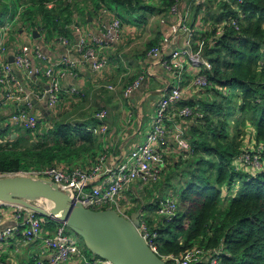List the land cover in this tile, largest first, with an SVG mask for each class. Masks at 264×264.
<instances>
[{"label":"trees","instance_id":"16d2710c","mask_svg":"<svg viewBox=\"0 0 264 264\" xmlns=\"http://www.w3.org/2000/svg\"><path fill=\"white\" fill-rule=\"evenodd\" d=\"M89 1L115 6L122 21L136 17L147 24L151 16L174 19L171 7L181 0H0V27L21 7L22 20L41 34L61 35L74 10ZM190 27L196 41L193 47L211 64L212 72H202L209 82L204 96L182 102L179 108L189 106L203 118L179 119L188 123L183 124L184 139L191 151L185 154L188 158L180 154L161 178L163 190L175 193L171 192L177 202L176 216L170 221L159 218L156 224L148 220V224L157 234L161 256L181 255L196 247L205 253L218 250L220 264H264V169L257 171L241 159L247 153L260 154L264 162V0H206L192 6ZM219 29L224 31L220 36ZM159 38L146 47L156 45ZM230 118L235 120L233 130ZM97 125L95 121L55 122L53 127L38 125L34 131L0 142V174L62 163L82 165L85 159L86 170H91L88 167L103 142V135L89 130ZM6 133L9 130H0V137ZM187 164L190 167L183 172L181 167ZM172 171L182 177L174 185L167 178ZM159 202L150 206L157 208ZM44 220L48 228L56 224Z\"/></svg>","mask_w":264,"mask_h":264},{"label":"crops","instance_id":"0c3cea01","mask_svg":"<svg viewBox=\"0 0 264 264\" xmlns=\"http://www.w3.org/2000/svg\"><path fill=\"white\" fill-rule=\"evenodd\" d=\"M22 12V8L18 7L16 15L13 18L6 19L0 27V70L5 64H12L10 58L12 57L14 60L23 46H30L31 48L38 46L48 56L49 63L43 64L38 60H34L31 68L32 74L13 65V77L19 83L21 89L14 85L7 87L0 83V100L4 98L9 89L15 95L14 100L8 101L0 109V130H9V133L0 137V142L6 143L10 138L15 139L18 135L30 131L12 120L14 115L22 111L36 116L39 125L45 128L53 127L55 122L65 124H74L75 122L85 125L92 124L95 121L99 124L96 127L106 123L108 132L102 136L103 142L99 146L98 154L88 168L92 169L101 157H105L104 167L106 169L119 166L152 129L157 103L161 99L164 90L173 83H177L174 76L163 69L159 60L150 56L153 47L162 46L166 43V37L160 27L161 22H158V30L156 31L155 28L149 35L147 31L150 27L149 24H140L135 19L136 17H130L129 21H122L118 18L119 10L115 6L109 8L99 6L96 1H89L74 10L72 22L63 28L64 34H56L54 37H50L46 31L41 34L31 25V22L23 21ZM116 19H119L122 23L120 39L107 46L97 44L95 38H103L106 30ZM175 22V18H167L165 21L168 26H176ZM3 28L4 30L1 31ZM34 31H38L40 35L38 39L34 38ZM141 36L145 38L141 40L143 42L137 44H142L145 49L142 50V47L139 46L134 49L137 44L133 42ZM157 36L160 37L159 42L150 49L147 48L146 46L150 42L148 39L152 38V41ZM186 37L181 31L172 33L166 43L165 56H169L175 49L184 48ZM62 38H65L68 43L63 44L61 42ZM82 39L85 41V47L83 51H80L78 44ZM195 42L193 36L191 50L194 55H197L198 53L193 47ZM88 49H93L97 58H103L107 62L106 67L99 72H95L91 63L85 60L84 52ZM200 56L202 57V55ZM65 60L72 64H66ZM185 61V70L179 82L182 88V98L178 104L170 108L172 113L179 110V105L182 102L198 99L197 94L200 92L192 86V79L198 73L202 74L204 67L202 64L194 65L189 58H186ZM144 67L148 76H141L144 73ZM48 68L53 69L59 75L60 94L58 103L55 106H52L47 98L46 91L49 81L42 73L43 69ZM35 69H39L40 73L35 74ZM138 70L140 72L136 74L135 71ZM159 71L163 72L162 76L158 75ZM138 79H140L139 86L129 96H125L126 89ZM152 79L154 84L150 86L149 83ZM105 86L116 88L108 90ZM201 92L203 91L201 90ZM202 95L204 93H201L199 98ZM116 97H119L122 101L117 102ZM150 97H153L151 102L155 101V103L149 112L145 108L144 102L149 100ZM86 108L88 111L85 110ZM100 111H105L107 114L103 120L96 117V114ZM120 112L123 117L121 120H119ZM73 113L76 114L75 119L71 118L68 121ZM64 116L67 117L62 119ZM73 120L74 122H72ZM166 124L169 128L168 147L164 150L167 168L163 170L162 176L171 171L169 168L173 167L174 160L179 157V148L174 136L179 131L177 130L178 125L182 126L184 123L179 119H175L168 120ZM184 125L187 127L188 123ZM184 127L182 126L185 131ZM77 163L74 162L73 165ZM87 163L89 161L85 159L81 165L82 168L87 169L85 168ZM59 165L70 166L65 163ZM104 179L105 176L96 179L88 190L100 187ZM157 182L144 184L141 180L136 181L121 201L122 206H124L123 202L129 196L135 198L141 196L142 190L140 188L154 187ZM157 192H160V195L154 192L150 195L160 202L175 197L173 193L170 192L169 194L168 190L159 188ZM35 204L42 207L43 202L38 201ZM151 204L152 202L143 205L142 209L138 210L144 212L151 209ZM138 210H132L131 215ZM18 213V204H0V216L3 218L0 224V235L10 232L4 240H0V264H40L41 262L51 264L53 251L46 248L41 240H27L24 237L23 231L26 229L27 211L23 210L19 219L15 217ZM38 217L41 216L38 215ZM150 220L156 224L159 216L157 220ZM43 221L46 235L53 234L60 225L59 222L55 221L56 224L48 228V221L44 218ZM77 241L80 245V255L74 256L68 262L62 264H95L98 258L94 254H87L83 244L79 240Z\"/></svg>","mask_w":264,"mask_h":264},{"label":"built area","instance_id":"2783aa9c","mask_svg":"<svg viewBox=\"0 0 264 264\" xmlns=\"http://www.w3.org/2000/svg\"><path fill=\"white\" fill-rule=\"evenodd\" d=\"M206 0H181L175 3L171 7V15L176 19V26L173 33L181 31L185 34L186 43L185 47L179 50L175 49L169 56H165L166 43L169 37L165 38L166 43L162 46L153 47L150 51V56L159 60L163 69L169 72L177 80V83H173L170 87L164 90L161 99L157 103L156 115L154 116V123L152 129L147 133L145 139L139 142L137 146L132 150L129 157L119 166H113L110 168L104 167L105 157H101L98 163L91 169L86 170L81 165L75 164L73 166L58 165L55 167H48L43 169L32 170H19L11 173L0 174V178L3 177H29L35 180H49L56 183L58 186L68 191L71 198L76 203H81L85 208L93 210H115L119 215L130 219L131 211L134 209H122L121 201L126 196V193L132 189L133 184L136 181H140L144 184L154 183L162 178L163 170L167 168L165 163L164 150L168 147V126L166 122L168 120H187L195 118H203V114L199 111H194L189 106L179 108L175 113L170 112V108L178 104L182 98V88L179 85L180 79L183 76L186 58H189L194 65L202 64L204 70L212 72L211 64L201 57V53L194 55L192 53V40L193 31L190 27L192 6H200L204 4ZM49 8L53 5L49 4ZM180 25V26H179ZM233 25L238 30L237 22H233ZM1 29V31H3ZM122 30V23L119 19L112 22L109 28L106 30L103 38H95L96 43L102 46H107L112 42H116L120 39ZM224 33L219 29L217 35L220 36ZM164 41V42H165ZM63 44H67L68 41L65 38L61 39ZM85 47V41L82 39L78 44V49L83 51ZM4 50V49H2ZM85 60L91 63L92 69L95 72H99L106 67V60L103 58H97L93 49H88L84 52ZM38 60L43 64L49 63V58L44 52L37 46L31 48L30 46H23L20 52L15 56L14 63L5 64L0 70V83L4 86L14 85L20 88L19 83L13 77V68L18 67L28 71L32 74V62ZM66 64H72L68 60H65ZM35 74H39L40 70L35 69ZM42 73L47 77L49 84L46 91L49 103L55 106L59 100L60 94V82L59 75L54 72L53 69H43ZM192 86L198 90H203L209 86V82L204 74H197L192 79ZM140 84V79L135 80L125 91V96H129ZM108 90H114V86H105ZM21 89V88H20ZM15 99L14 93L9 89L4 98L0 100V109L8 101ZM105 111H100L96 114V117L103 120L106 117ZM14 122L20 124L27 130L34 131L39 125L36 116L22 111L19 114L13 116ZM93 134L104 135L108 132V125L103 123L99 127H92L89 129ZM175 133V140L179 148V155L182 154L187 157V153L191 151L189 143L184 139V129L181 125H178ZM248 166H251L255 170L260 161V154L247 153L241 158ZM166 165V166H165ZM101 176H105L104 181L100 187H94L90 191L88 190L91 184ZM44 202V201H41ZM0 204H7L0 202ZM41 207V206H40ZM48 208L44 209H49ZM43 208V207H42ZM19 213L15 216L17 219L21 217L23 210L27 211L26 229L23 231L24 237L27 240H41L46 248L53 251V259L51 264H62L68 262L72 257L80 255V245L76 238L68 232L69 228L60 223L59 227L53 234L46 235L44 231V221L38 217V214L29 209H25L24 206L18 205ZM160 219L170 221L176 216L177 202L173 198H168L159 202L156 208ZM142 214V213H141ZM3 218L0 216V224ZM149 222L140 216V225L137 228L142 237L146 239L148 246L165 262L170 264H220L219 251L211 250L208 253L203 252L200 248H192L186 253L181 255H167L161 256L158 253L156 246L157 234L154 232ZM18 230V228H16ZM10 233V232H9ZM8 233V234H9ZM7 233L0 235V240H4L8 235ZM206 256H210L207 258ZM40 264H43L42 262ZM95 264H113L110 261L98 258Z\"/></svg>","mask_w":264,"mask_h":264},{"label":"water","instance_id":"95a60500","mask_svg":"<svg viewBox=\"0 0 264 264\" xmlns=\"http://www.w3.org/2000/svg\"><path fill=\"white\" fill-rule=\"evenodd\" d=\"M172 32L165 37H170ZM33 36L40 37L38 31ZM10 62H14L12 57ZM38 201L52 205L44 209L35 204ZM0 202L22 205L41 217L65 224L92 254L113 264H168L138 232L141 210L127 219L115 210L85 208L56 183L19 176L0 178Z\"/></svg>","mask_w":264,"mask_h":264},{"label":"rangeland","instance_id":"374dc122","mask_svg":"<svg viewBox=\"0 0 264 264\" xmlns=\"http://www.w3.org/2000/svg\"><path fill=\"white\" fill-rule=\"evenodd\" d=\"M214 1V0H213ZM88 3V2H87ZM83 3H81V5H82ZM162 18V16H156L155 18H153V16H151L150 17V19H149V21H148V23L147 24H149L150 25V27H149V29H147V31H148V33H149V35L152 33V31L155 29L156 31L158 30V27H159V23L158 22H161V25H160V27H163V34H164V36L165 35H167L170 31H172V30H174V27L175 26H168L166 23H165V21L163 20V19H161ZM190 22H191V20H190ZM165 25H167L168 27L166 28L165 27ZM173 33V32H172ZM172 33L170 34V36L172 35ZM145 38V37H144ZM144 38L141 36L139 39H137V40H135L133 43L134 44H137V43H139V42H143V41H141V40H144ZM151 39L152 38H150V39H148V41H151ZM136 46V47H135ZM134 46V49H136L137 48V46H139V47H142V50L143 49H145V46H143L142 44H137V45H135ZM197 53H199V52H197ZM127 66H129V65H127ZM131 71H132V69H130ZM144 73L141 75V76H148V74H147V70H146V68L144 67ZM140 71L138 70V71H135V73L136 74H138ZM167 72V71H166ZM168 73V72H167ZM158 75L159 76H162L163 75V72L162 71H159L158 72ZM155 77H157V76H155ZM153 84H154V81H153V79L152 80H150V83H149V85L150 86H153ZM155 85H157V83H155ZM159 85V84H158ZM155 89L157 88V87H154ZM200 92L197 94L198 96V98L200 97V95H201V93H204V92H201V90H199ZM203 91V90H202ZM202 96H204V95H202ZM153 100V97H150L149 98V100H147V101H145L144 102V104H145V108L147 109V111H149L150 112V110L153 108V105H154V103H155V101L154 102H151ZM116 101L117 102H121L122 100L119 98V97H116ZM84 107V106H83ZM86 111H88V109L86 108L85 109ZM65 117H67V116H64L62 119H65ZM75 117H76V114H72L71 115V117L70 118H68V121H69V119H75ZM120 118H119V120H121V119H123V117H122V114H121V112H120V116H119ZM118 120V121H119ZM229 121H230V123H231V129L233 130L234 129V127H235V120L233 119V118H230L229 119ZM72 122H74V120L72 121ZM121 123V122H120ZM74 124H76L75 122H74ZM183 126V125H182ZM184 127V126H183ZM185 128V127H184ZM186 129V128H185ZM179 155V154H178ZM188 158V157H187ZM261 165H262V168L264 169V162H262L261 161V163L259 162L258 163V165L256 166L257 168L256 169H260L261 168ZM195 166V165H194ZM194 166L192 167V168H194ZM188 167H190V165L188 166V164L186 165V166H184V167H181V170H183V172H186L187 171V168ZM170 170L172 169V167H170L169 168ZM174 174V175H173ZM176 172H174V171H172L171 173H170V175H167V178L169 177V181L172 183V185H174V183H177V182H179L181 179H182V177L179 175V174H177ZM165 183V179L164 180H161V181H158L157 183H156V185L154 186V187H145V188H140V190H142L141 192V196H138V198H135V197H128L124 202H123V210L125 211L126 209H129V208H131V209H138L140 206L142 207L143 205H147L148 203H150V202H152V203H154L155 202V198L154 197H152L151 195H150V193H156L157 195H160V192H157L158 190H159V188L160 189H164V187H163V184ZM170 192H173L174 193V191L173 190H171V191H169V193ZM175 194V193H174ZM228 198V197H227ZM226 198V199H227ZM141 199V200H140ZM225 199V200H226ZM226 204H227V202H224V205L220 208V211L222 212V210H224L225 208H226ZM52 205V203H50V202H48V201H44L43 202V204H42V207H44V208H48L49 206H51ZM141 217L143 218V219H146L147 221L148 220H150V219H154V220H157L158 219V213H157V210L155 209V208H152L151 207V209H147V210H145L144 212H142V214H141ZM69 232L71 233V235L74 237V238H76L77 240H79L82 244H84L83 243V241L74 233V232H72L70 229H69Z\"/></svg>","mask_w":264,"mask_h":264}]
</instances>
